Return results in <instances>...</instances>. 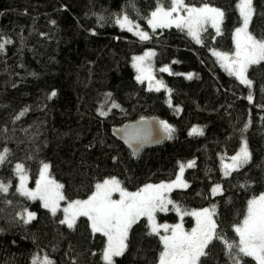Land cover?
<instances>
[{
  "label": "trees",
  "instance_id": "trees-1",
  "mask_svg": "<svg viewBox=\"0 0 264 264\" xmlns=\"http://www.w3.org/2000/svg\"><path fill=\"white\" fill-rule=\"evenodd\" d=\"M238 1L185 0L225 13L222 34L208 27L197 44L175 26L155 31L149 26L151 11L158 2L167 7L168 0H0V42L11 41L0 51V152L8 150L0 183L10 185L7 193L0 192V264H33L37 256L53 264H106V237L93 233L87 217L69 228L61 223L62 207L53 215L39 199L22 196L17 164L30 183L43 163L49 164L67 200L85 199L111 177L131 191L169 181L185 164L187 187L174 188L170 199L182 211L215 206L217 231L238 241L234 227L248 200L264 191V61L248 68L252 84L247 86L213 55L234 47L241 24ZM124 15L150 39L121 28L116 21ZM249 32L264 38V0H253ZM146 49L154 50L155 65L170 69L161 72L166 87L160 91L138 82L131 65V58ZM152 115L174 132L134 157L111 128ZM193 128L203 135L190 134ZM245 140L250 161L225 176L221 159L234 155ZM215 185L221 189L217 194ZM25 210L34 214L28 223ZM156 217L173 222L178 214L171 209ZM150 232L146 218L133 224L115 264H157L162 243ZM205 251L202 264H233L219 240ZM242 264L257 262L244 257Z\"/></svg>",
  "mask_w": 264,
  "mask_h": 264
},
{
  "label": "snow or ice",
  "instance_id": "snow-or-ice-1",
  "mask_svg": "<svg viewBox=\"0 0 264 264\" xmlns=\"http://www.w3.org/2000/svg\"><path fill=\"white\" fill-rule=\"evenodd\" d=\"M237 8L242 24L234 32V52L229 55L228 53L214 51L213 55L219 59L222 67L229 75L236 77L240 83L251 86L252 81L247 78L246 73L251 65L264 61V38L257 39L249 32V24L253 15V0H239ZM181 12L185 14L181 15ZM224 15L225 13L221 9L207 4L196 7L188 5L185 0H168L167 7L162 2H158V6L151 12L147 22L153 31L157 28H170L173 26L180 30L186 29L187 34L197 44H201L203 42L202 34L207 31L208 26L215 29L217 36L222 34L221 24ZM116 23L129 32L136 29L134 34L142 41L150 39L149 34L140 31L139 25L133 24L127 15L117 19ZM10 42L9 40L0 42V51L4 49L5 44ZM154 55L155 53L149 51L143 56L134 57L133 66L138 73L136 76L138 82L143 83L144 80H148L149 90L160 91L161 88L166 86L162 81L155 80L151 64L146 63ZM160 71L170 72V69L163 67ZM188 79H192L191 74L188 75ZM55 94V92L52 93L53 96ZM247 99L252 102V95L249 94ZM112 107L118 108L119 105L113 103ZM100 114L107 115L104 111H101ZM23 115V112L20 113V116ZM17 119H19V116ZM161 125L164 132L168 133V138H171L174 129L163 121ZM190 134L203 135V132L198 128H193ZM129 135L130 139L134 141L139 142L144 139L139 130ZM7 152V149L0 152V164L6 162ZM250 159L251 154L245 140L236 155L231 157V164H224V175L228 176L233 171H238ZM193 164L194 162H190L187 166L192 167ZM49 167V164L43 163L39 180L36 181V188L29 190L25 186L27 177L24 174V166L17 164L16 170L21 174L20 186L17 191L26 198L41 200L43 207L49 209L55 215L59 209L60 201L65 200L66 197L62 191L64 186L49 175ZM183 172L184 166L181 165L180 175L177 176L175 181L170 183L161 182L155 185L147 184L135 192L126 190L122 187L121 181L115 177L104 179L101 183L95 185V191L88 199L72 201L67 207L63 208L64 219L61 223H66L69 228H72L78 217H87L91 222L93 233H99L106 237V247L102 253V258L106 264H115L113 258L124 254L127 248L126 241L129 230L141 218L147 219L151 229L150 234L159 236L162 242L163 249L159 256V264H202L201 258L207 255L205 249L214 239L224 244L233 264H242L244 257H251L257 264H264V194L254 196L248 200L247 211L242 222L234 227L239 239L230 242L217 231L218 224L213 218L216 215L215 206L201 210L182 211L166 195L174 188L187 187V184L182 180ZM9 187L10 185L0 183V192L7 193ZM220 191L219 185L212 189L213 194ZM114 193L119 194L118 199H113ZM169 205H172L174 210L180 214L181 220L185 216L194 217L195 226L190 231H186L182 223L174 225L158 224L156 214L168 211ZM33 218V213H27L25 223L30 222ZM161 229L166 233L165 235L160 234ZM34 264H36V261H34ZM41 264H53V262L45 258Z\"/></svg>",
  "mask_w": 264,
  "mask_h": 264
},
{
  "label": "rangeland",
  "instance_id": "rangeland-1",
  "mask_svg": "<svg viewBox=\"0 0 264 264\" xmlns=\"http://www.w3.org/2000/svg\"><path fill=\"white\" fill-rule=\"evenodd\" d=\"M238 3H239V1H238ZM203 5H205V4H203ZM203 5H199V6H196V7H201V6H203ZM193 6H195V5H193ZM211 7H213V6H211ZM156 9V8H155ZM154 9V10H155ZM153 10V11H154ZM152 12V11H151ZM181 15H184L185 13H183V12H181L180 13ZM150 15H151V13L149 14V17H148V19L150 18ZM175 15V14H174ZM132 23L133 24H135V25H139V30L140 31H145V32H147L146 30H143L142 28H141V26H140V24L138 23V22H136V21H132ZM241 24H242V20H241ZM241 24L239 25V27L241 26ZM150 26V25H149ZM208 27H210V26H208ZM207 27V28H208ZM212 28V27H211ZM214 29V28H213ZM215 30V29H214ZM136 31V29H134L133 30V32H135ZM185 31L187 32V30L185 29ZM234 50H235V45H234V47H233V49H232V51L231 52H226V51H219V52H222V53H228L229 55H231L233 52H234ZM149 51H151V52H153L154 53V50L153 49H146V50H144V51H142L141 53H139V54H136V55H134L132 58H131V65H132V67L134 68V70H135V73H136V76L138 75V73H137V70H136V68L133 66L134 65V57H137V56H143L146 52H149ZM214 51H218V50H214ZM213 51V52H214ZM154 57V56H153ZM153 57L151 58V60L149 61V62H146V63H150L151 64V69H152V74H153V76L155 77V80H157V81H162V78H161V71H160V69L161 68H163V66H158V65H155L154 64V61H153ZM216 57V56H215ZM216 59H217V61L219 62V64L221 65V67H222V64H221V62L219 61V59L216 57ZM224 70H225V68L224 67H222ZM143 83H145L148 87H149V82H148V80H144V82ZM155 83V81L153 82V84ZM242 146V145H241ZM240 146V147H241ZM240 149V148H239ZM239 149L237 150V152L239 151ZM236 152V153H237ZM236 153L234 154V155H236ZM234 155H232V156H234ZM232 156H229V157H227V158H223V159H221V169H222V171H223V173H224V164H231V157ZM183 166L185 165V164H182ZM181 166V165H180ZM41 169H42V167H41ZM41 169H40V171H41ZM40 171H39V174H38V176H37V178L33 181V182H29V177H28V175L24 172V174L26 175V181H25V186L29 189V190H34L35 188H36V181L37 180H39V177H40ZM20 173H18L17 174V177H18V182H17V189L19 188V186H20ZM50 175V174H49ZM180 175V167H179V170H178V172H177V174L175 175V177L172 179V180H169V181H164V183H170V182H173V181H175L176 180V178H177V176H179ZM51 176V175H50ZM51 178H53L52 176H51ZM54 179V178H53ZM182 180L184 181V183H186V181H185V179L183 178V176H182ZM58 182V181H57ZM102 182V181H101ZM101 182H99V183H101ZM59 183V182H58ZM161 182H159V183H149V184H160ZM145 185H147V184H145ZM145 185H143V186H145ZM143 186H141L140 188H142ZM217 185H215L214 187H216ZM213 187V188H214ZM140 188H138V189H135V190H128V191H130V192H135V191H137V190H139ZM179 188V187H178ZM63 191V190H62ZM95 191V188H94V190L92 191V193ZM91 193V194H92ZM90 194V195H91ZM170 193H167L166 195L170 198V195H169ZM260 194H264V191L263 192H261ZM260 194H258V195H256V196H259ZM89 195V196H90ZM89 196H87L85 199H88V197ZM119 198V194L118 193H114L113 194V199H118ZM85 199H81V200H85ZM76 200V199H75ZM75 200H67V199H65V200H63V201H60V205H59V208H61L62 207V210H63V208H65V207H67L68 206V204L70 203V202H72V201H75ZM77 200H80V199H77ZM40 202H41V204L43 205V202L40 200ZM204 208H212V207H204ZM171 209H174L171 205H169L168 206V211L169 210H171ZM201 209H203V208H197V209H191V210H188V211H193V210H201ZM49 210V209H48ZM182 210V209H181ZM50 211V210H49ZM33 213L32 211H30V210H27L26 211V213ZM167 212V211H166ZM158 213H163V212H158ZM178 214V213H177ZM27 215V214H26ZM63 215H64V213H63ZM185 217H189V220H188V218H187V220H185ZM184 218H183V220H181V218H180V214H178V218H177V220L176 221H173V222H161V221H158L157 220V223L158 224H163V223H166V224H169V225H174V224H177V223H182L183 224V226H184V229L186 230V231H190L191 230V228L192 227H194L195 226V218L194 217H191V216H185ZM26 218H27V216H26ZM63 219H64V217H63ZM156 219H157V217H156ZM147 220V219H146ZM242 222V221H241ZM89 223H90V225H91V222L89 221ZM160 234L161 235H165L166 233H164L163 232V230L161 229V231H160ZM162 243V242H161ZM105 247H106V245H105ZM162 249H163V245H162ZM162 251V250H161ZM160 256V255H159ZM45 259V257H43V256H37L36 258H35V260L34 261H36V264H41V262L43 261ZM114 259V258H113ZM33 264H34V262H33ZM157 264H159V259H158V262H157Z\"/></svg>",
  "mask_w": 264,
  "mask_h": 264
},
{
  "label": "water",
  "instance_id": "water-1",
  "mask_svg": "<svg viewBox=\"0 0 264 264\" xmlns=\"http://www.w3.org/2000/svg\"><path fill=\"white\" fill-rule=\"evenodd\" d=\"M137 130L144 136V139L139 142L131 140L129 135ZM111 134L129 149L134 157L146 147L161 144L168 135V133L164 132L161 120L157 115L141 117L125 122L119 127H112Z\"/></svg>",
  "mask_w": 264,
  "mask_h": 264
}]
</instances>
